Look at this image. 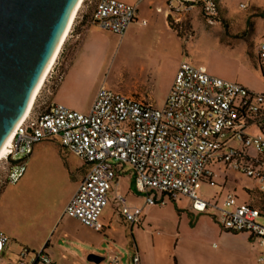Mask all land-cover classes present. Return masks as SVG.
<instances>
[{
  "label": "built area",
  "instance_id": "built-area-1",
  "mask_svg": "<svg viewBox=\"0 0 264 264\" xmlns=\"http://www.w3.org/2000/svg\"><path fill=\"white\" fill-rule=\"evenodd\" d=\"M169 2L175 4V10L199 6L206 18L215 23L212 18L218 12L216 0ZM137 15L138 5L97 0L93 20L102 30L123 38ZM259 58L264 66V41ZM254 127L257 134L249 131ZM51 139H59L64 149L91 166L64 212L83 226L96 232L104 230L101 216L109 204L119 169L128 166L137 192L147 194L145 205L157 204L148 196L149 191L166 194L174 201L188 198L191 210L215 213L224 231L251 233L264 246V224L259 223L264 220V199L263 207H258L253 204L255 197L250 191H245L247 200L228 193L216 203L197 194L204 182L213 183L215 174L209 166L224 162L255 181L254 191L264 195V94L213 76L204 67L183 62L161 108L153 101L124 95L105 85L87 114L59 103L51 104L44 112L33 107L20 120L11 148L1 161L6 182L17 184L36 144ZM116 200L129 224L140 223L142 207L130 206L122 194H116ZM9 241L0 229V257ZM132 261L140 264L139 255H134ZM16 264L53 261L45 250L30 253L24 249ZM108 264H120L117 252L110 255Z\"/></svg>",
  "mask_w": 264,
  "mask_h": 264
},
{
  "label": "crops",
  "instance_id": "crops-1",
  "mask_svg": "<svg viewBox=\"0 0 264 264\" xmlns=\"http://www.w3.org/2000/svg\"><path fill=\"white\" fill-rule=\"evenodd\" d=\"M118 1L138 5L136 22L131 26L128 33L131 30L147 29L146 34L151 35L150 38L153 41L167 44L166 55L171 53L170 47L172 49L176 48L178 52H184V40L178 33V30L182 28L186 30V23L190 19V23L194 26L196 34L193 36L191 31H187L186 38L194 41L197 38L199 39V35H204L205 39L218 43L223 52L230 56L228 58L229 62L226 64L228 65L227 69H224L222 72L210 70L202 65L200 66L204 67L213 76L239 83L254 92L264 94V68L261 67L259 58V48L264 41V18L254 15L255 9L264 11L263 9L254 7L237 18L236 15L229 13L228 8L224 4L226 0H217L219 15L226 21V25H222V22H210L199 6L175 10V4L170 3L169 0ZM145 2L148 4V7L143 8L142 4ZM240 6L242 7L243 5L240 4ZM233 17L236 18L235 24L232 19ZM202 18L205 20L206 25L199 24ZM186 38L185 40L188 42ZM104 39L102 29L95 23L87 30L71 65L56 87L53 94L54 103L62 104L73 111L85 114L89 113L96 95L91 96L82 105V101L78 100V97L82 96L80 95L81 89L79 87L82 84L86 86L94 75L96 63L93 65L90 63L94 61V57H98L100 53L99 49L101 48L99 44L105 41ZM53 140L57 142L53 143L51 147L42 144L43 141L36 144L32 156L27 161V169L24 176L17 184L12 185V192L8 190L11 187L9 184L0 193V229L8 235L10 240H12L11 237L13 236H10L9 233L13 231L18 233L17 227H22L25 230L23 235L14 236L16 247L7 246L4 254L0 257V261L3 260L2 257L6 252L8 254L12 250L14 255L13 258L11 257L9 264H16L21 251L24 249L30 251V253L45 250V253L51 258L53 264H93V262L89 261L92 255L103 258V261L108 258L107 256L96 255L93 251L81 249V256H77L68 244H77L83 242L85 239L78 232L65 230L66 228L60 229L64 223L71 222L85 227L79 221L65 216L64 212L66 206L75 195L79 183L90 171L91 166L83 160L76 165L69 162L68 155L64 152L67 150L61 146L59 139ZM47 164H56V167L47 169ZM127 174L130 177L126 179L125 185H122V177ZM50 191L57 194L59 198L58 202H49L48 196ZM133 191L138 195L140 194L141 197H135ZM116 194L124 195L130 206L143 208L140 223L132 226L123 218L120 213L119 203L116 200ZM153 195H156L157 204H165L167 202L166 198L176 204L178 231H176L177 234L175 236H171L174 242V253L173 256H170L169 262L173 258L174 264L264 263V260L261 261V258L264 257V246L251 233L234 234L224 231L217 222L215 213L199 214L191 210L188 198L182 197L174 201L166 194L149 191L148 196L152 198ZM146 197L147 194L137 192L131 168L128 166L121 167L109 195V203L111 204V201H113L114 208L109 214L105 213L109 206L105 208L101 216L104 230L99 232L109 235L106 237L125 246L131 245L135 251V255L137 254L140 257V264H150V255L147 258L140 251L138 236L117 235H121L122 232H125V229H129L132 235L136 227L143 230L145 223L144 213L149 207H153L145 205ZM184 198L188 199V202L184 204V207L178 206L177 203L181 200L183 201ZM247 198L244 200H247ZM223 199L224 197H219L218 201H223ZM10 208H18L20 219H15L12 216ZM11 222L13 226L8 225ZM183 228L190 236H181ZM128 238L132 240L130 241ZM184 238H188V240L190 238L191 240L183 248V242H180V240ZM66 240L69 241L66 242ZM192 242L197 243L198 247L196 252L193 253L187 251L189 250L188 246ZM114 252L116 253L117 251L112 246L110 254ZM141 254L144 256V259ZM252 257H255V260ZM247 258L249 259L248 263H246ZM30 259L31 255L27 257L28 261Z\"/></svg>",
  "mask_w": 264,
  "mask_h": 264
},
{
  "label": "rangeland",
  "instance_id": "rangeland-1",
  "mask_svg": "<svg viewBox=\"0 0 264 264\" xmlns=\"http://www.w3.org/2000/svg\"><path fill=\"white\" fill-rule=\"evenodd\" d=\"M97 0H86L81 8L71 36L66 43L62 54L60 55L57 64L54 66L46 81L42 92L35 104V110L44 112L53 104V94L59 84V78L64 77L66 71L71 65L84 37V34L89 28L94 25V12ZM229 10L230 14L236 15L237 18L249 12L254 7H258L264 10V0H226L224 2ZM243 5V7L240 6ZM145 2L142 7H148ZM235 24V19L232 18ZM191 20L186 23L187 28L179 29L178 33L184 40V52H178L176 48L170 47L171 53L166 55V49L168 46L165 43L155 42L146 34L147 29L144 30H131L127 36L121 38L120 36L108 33L102 30V34L105 37V41L99 44L101 47L97 58H93L90 64H95L96 70L91 80L88 81L86 86H80L79 101L89 100L91 96L97 95L99 89L105 85L117 92H121L124 95L134 96L139 98H145L153 101L156 107L161 108L168 96L171 86L175 80L178 69L183 62H193L196 66H204L213 71H223L227 69L230 56L223 52L220 45L214 41H210L204 38V35H199V39L194 41L186 38L187 31H191L193 36L196 34L194 26L190 23ZM199 24L206 25L205 20L199 21ZM222 25H225L222 23ZM135 29V28H133ZM185 38L188 42H186ZM87 62V61H86ZM88 64V65H90ZM90 112V111H89ZM252 134H257L258 129L251 128L249 130ZM57 141L45 140L42 142L44 145L52 146ZM68 155V161L76 165L81 163L82 160L74 154L64 151ZM56 164H47L46 168H55ZM209 168L215 174L213 183L204 182L197 192L198 196L207 201L216 203L219 197H226L228 193H235L241 201L247 198L245 191L253 192L257 183L247 176L233 171L224 162L219 164H211ZM6 174L3 169V163H0V193L9 184L6 182ZM130 175L127 174L122 177V185H125L126 179ZM12 185L8 189L12 192ZM122 191V190H121ZM135 197H141V195L134 193ZM156 195L152 198L156 200ZM48 200L50 203H56L59 198L53 191L49 192ZM188 199L179 201L178 206L184 207ZM166 203L161 205L149 207L145 211V223L143 230L140 228H134V234L132 235L128 230H124L121 235L117 236H138L140 241V251L144 253V256L148 258L153 256L150 260V264H174L173 258L169 262V258L174 253V242L171 236L177 234L178 221L176 219L177 211L175 210L176 204L166 198ZM109 207L106 209V214H109L114 208V202L109 203ZM10 212L15 219H20L18 208H10ZM210 214V213H208ZM20 222V221H19ZM10 223V222H9ZM8 225H12L11 224ZM260 224H264V220H259ZM21 226V224L19 223ZM70 230L78 232L80 236L85 239L83 242L77 244L69 243L71 250L80 255V249L84 251H93L94 254L99 256H107V260L102 261L100 264H108L110 257V249L113 246L120 257V264H133L132 258L135 255L134 249L130 246H125L119 242L111 240L103 233L96 232L90 228L82 227L78 223H64L60 229ZM18 233H9L12 240L9 241L7 246L16 247L14 236L23 235L24 228L17 227ZM182 229V227H181ZM180 229V230H181ZM181 236H190L189 233L183 228ZM159 233V234H158ZM130 241L131 238H128ZM128 240V241H129ZM189 240H191L189 238ZM188 238L181 239L183 242V248L190 241ZM69 240H66V242ZM129 241V242H130ZM113 243V245H112ZM75 245V246H74ZM182 247V245H181ZM190 252H196L197 243H191L189 246ZM74 248V249H72ZM156 250V251H153ZM181 250V249H180ZM256 252L257 249H255ZM13 253V254H12ZM191 253V254H192ZM14 252L12 250L2 257L3 260L0 264H9L11 257L13 258ZM142 255V254H141ZM256 255V254H255ZM142 255V258L144 259ZM255 260V257H252ZM248 263L249 259L246 260ZM91 264V263H87ZM95 264V263H93ZM249 264V263H248ZM264 264V263H263Z\"/></svg>",
  "mask_w": 264,
  "mask_h": 264
},
{
  "label": "water",
  "instance_id": "water-1",
  "mask_svg": "<svg viewBox=\"0 0 264 264\" xmlns=\"http://www.w3.org/2000/svg\"><path fill=\"white\" fill-rule=\"evenodd\" d=\"M78 1L0 0V153L26 114Z\"/></svg>",
  "mask_w": 264,
  "mask_h": 264
},
{
  "label": "bare ground",
  "instance_id": "bare-ground-1",
  "mask_svg": "<svg viewBox=\"0 0 264 264\" xmlns=\"http://www.w3.org/2000/svg\"><path fill=\"white\" fill-rule=\"evenodd\" d=\"M85 1L86 0H79L78 3L76 4V6L74 7V9H73V11L71 13V16L69 18L68 24H67V26H66V28H65V30H64V32H63V34H62V36H61V38L59 40V42H58V44H57L55 52H54L50 62L48 63L44 73L42 74V77H41L38 85L36 86V88H35V90H34V92L32 94L28 109H27L26 114L24 115V117L26 115H28L30 113V111L33 109V107L35 106V104L37 102V99L39 98V95L42 92L46 81H48L47 80L48 77H50L49 75H50L52 69L57 64V61H58L60 55L62 54L66 43L68 42V40L70 38V35H71V33L73 31V28L75 26L78 14H79L81 8L83 7ZM12 137H13V134H12V136L10 137V139L8 140V142L6 143V145L4 146V148L2 149V151L0 153V163L5 158V155L9 152V150L11 148L10 146H11V142H12Z\"/></svg>",
  "mask_w": 264,
  "mask_h": 264
},
{
  "label": "trees",
  "instance_id": "trees-1",
  "mask_svg": "<svg viewBox=\"0 0 264 264\" xmlns=\"http://www.w3.org/2000/svg\"><path fill=\"white\" fill-rule=\"evenodd\" d=\"M216 2H217V0H216ZM217 6H218V3H217ZM254 15L264 18V11L259 10V9H255ZM212 19L215 23H221L222 22L226 25V21L223 20V18H221L219 15V7H218L217 15L215 17H213ZM261 67L264 68V66H262V64H261ZM250 195L255 197V198H253V204L255 206L263 207L262 199H264V195H257V193L255 191L250 193ZM256 198H258V200Z\"/></svg>",
  "mask_w": 264,
  "mask_h": 264
}]
</instances>
